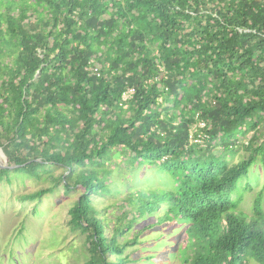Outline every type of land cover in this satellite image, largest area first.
Returning <instances> with one entry per match:
<instances>
[{
  "label": "trees",
  "instance_id": "16d2710c",
  "mask_svg": "<svg viewBox=\"0 0 264 264\" xmlns=\"http://www.w3.org/2000/svg\"><path fill=\"white\" fill-rule=\"evenodd\" d=\"M0 147V181L54 183L23 201L80 191L82 264H131L145 232L148 259L264 264L261 200L232 198L264 159V0H0Z\"/></svg>",
  "mask_w": 264,
  "mask_h": 264
},
{
  "label": "rangeland",
  "instance_id": "374dc122",
  "mask_svg": "<svg viewBox=\"0 0 264 264\" xmlns=\"http://www.w3.org/2000/svg\"><path fill=\"white\" fill-rule=\"evenodd\" d=\"M238 149L232 161L245 157V148ZM0 163L7 164L4 152L0 154ZM61 172L62 168H55L53 174ZM46 176L14 177L12 183L0 181V264H82L89 259L85 234L73 231L68 225V210L78 198L79 190L67 194L60 185L42 199H21L24 194L53 185ZM232 198L239 199L240 208L249 213L259 199L264 208L263 156L249 168L247 176L238 181ZM143 236H148L150 241L136 246L138 249L132 254L134 261L131 264H179L176 255L166 251L159 257L148 259L151 253L167 246L168 239L163 240L154 232L148 235L145 232ZM157 238L163 241L159 242ZM247 264L260 263L249 258Z\"/></svg>",
  "mask_w": 264,
  "mask_h": 264
},
{
  "label": "built area",
  "instance_id": "2783aa9c",
  "mask_svg": "<svg viewBox=\"0 0 264 264\" xmlns=\"http://www.w3.org/2000/svg\"><path fill=\"white\" fill-rule=\"evenodd\" d=\"M133 93V89H129L127 92L123 94V98L127 99L129 98ZM196 116H200L199 114H196ZM206 127V121L203 119H198L197 122L191 126L189 131V142L197 143L201 145L202 147H205L207 145V138L209 137V134H207L204 129Z\"/></svg>",
  "mask_w": 264,
  "mask_h": 264
},
{
  "label": "water",
  "instance_id": "95a60500",
  "mask_svg": "<svg viewBox=\"0 0 264 264\" xmlns=\"http://www.w3.org/2000/svg\"><path fill=\"white\" fill-rule=\"evenodd\" d=\"M1 153L3 154V150H2L1 147H0V154H1ZM0 167H2V168H3V167H10V168H13V167H15V166H10V165H8V164L3 165V164L0 163Z\"/></svg>",
  "mask_w": 264,
  "mask_h": 264
}]
</instances>
